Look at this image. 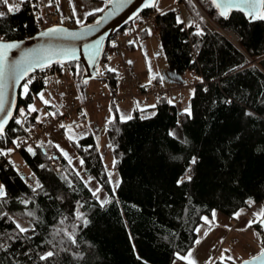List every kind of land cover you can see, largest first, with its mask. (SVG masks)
Segmentation results:
<instances>
[{
  "label": "trees",
  "instance_id": "16d2710c",
  "mask_svg": "<svg viewBox=\"0 0 264 264\" xmlns=\"http://www.w3.org/2000/svg\"><path fill=\"white\" fill-rule=\"evenodd\" d=\"M177 1L189 11L192 27L178 22L179 9L158 13L156 19L170 67L201 78L194 86L191 116L181 123L184 140L175 133L176 107L171 114L165 101L144 114L134 110L131 119L117 113L107 127L120 177L113 193L94 137L79 138L75 146L85 173L110 193L105 205L52 145L47 152L16 149L40 187H25L9 164L0 173L10 189L0 212L30 223L35 231L21 234L8 217L0 218V264H173L177 253L186 255L197 244L198 228L213 211L235 217L253 204L264 206V20L251 22L240 11L224 18L211 0ZM54 9L65 14L58 2ZM0 12L5 13L0 18L3 40H24L41 30L27 1L14 13L0 3ZM100 13L89 15L85 24ZM206 16L237 41L209 30ZM114 51L109 44L103 61ZM69 66L84 85L83 66ZM102 77L116 88L118 74L106 70ZM28 84L20 102L30 105L45 85ZM19 135L13 120L0 135V150L16 148ZM49 153L61 161V170L53 168ZM189 168L191 180L178 184ZM249 200L253 203L246 205ZM29 211L34 217L26 215ZM253 226L261 231L259 224ZM47 251L54 256L41 260Z\"/></svg>",
  "mask_w": 264,
  "mask_h": 264
},
{
  "label": "rangeland",
  "instance_id": "374dc122",
  "mask_svg": "<svg viewBox=\"0 0 264 264\" xmlns=\"http://www.w3.org/2000/svg\"><path fill=\"white\" fill-rule=\"evenodd\" d=\"M9 3H12V0H9ZM60 5L62 6V10L64 11V13L67 10L71 13V15H73L75 23L77 25L83 26L86 23L87 17L97 12L95 11L96 9L105 8L106 2L102 0H65ZM170 9H179L180 20H191V15L187 8L184 5H181L177 0H158L157 7H154L152 13L154 15H157L158 13ZM77 20H79L80 23H77ZM148 29L151 34L145 37L142 43L138 42L136 44L135 50H127L126 48L122 50V54L129 68L131 69V72L147 84L157 80L160 85L169 88L168 85L172 84L176 80V77H184L183 80L184 83H186V86L180 92V94L184 96V101L182 102L183 105H180L179 107V124L175 130L176 135L180 139L184 140V134L181 127L182 119L184 114H187L185 112V109H188L190 107L191 110V98L194 94V86L200 81L191 74L186 73L184 75H181L174 72L165 57L160 36L156 34V32L152 28ZM221 30L223 29L221 28ZM223 32L225 33V36L228 37L231 41L234 38L235 40L233 41H237V36L234 33L226 32L224 30ZM121 60L122 57H120V62ZM114 65H110L109 68L115 69V71L112 72L118 74L119 80L116 87L120 92H122L124 88L120 80L121 69L119 66ZM66 67L68 68L69 81L74 86L76 92L75 103L77 111L68 120L63 121L62 124L65 126H71V135L73 136V139L69 140V133L67 132L66 128H62L61 125H59L50 127L48 133L46 134V136H44V141L47 144L52 145L56 150L63 149L65 152H67L68 156L71 158L70 164L78 171L77 158H79L80 155L76 149L75 144L79 138L91 134L94 137L96 145L100 151L105 170L109 174L112 192L116 193L120 182V177L118 171L115 169V156L113 146L108 138L107 127L108 123L115 117L118 112L120 116H132L134 111V104L130 100H126L121 103H115L111 98H109L115 88H110L108 80H93L85 83L84 85H81L77 79V75L73 74L69 64H66ZM149 67H151V74L149 72ZM101 74H106L104 61L101 63ZM151 75H154L156 78L151 79ZM25 83L28 84V82ZM57 88H59L60 92H56L55 85L51 83L45 86V88L40 92L44 94V97H46L47 95H50L52 97L51 102H53V109L51 110H48L44 106V103L39 98V95H36L34 97V102L30 106L38 109V113L40 116L50 117L52 116L50 115V113H56L57 111L59 113H62L64 111L61 94V91L64 87L60 84H57ZM21 91L22 95H25L23 92V88L21 89ZM147 111L148 109H145L141 113L144 114ZM22 139L23 136L21 134L16 138L15 142L21 141ZM57 145H59V148L56 147ZM10 150V153L13 154V169L18 170L19 167L16 162L19 161L20 163H22V165H24L26 171H28V165L25 163L16 148L13 146ZM34 184L36 185L37 183L35 182ZM0 185H4L6 192H8L7 185L5 184L2 176H0ZM97 190V200L101 205H105L108 201L111 200L110 193L108 191L101 188ZM102 201H104L105 203L102 204ZM259 208L260 207L258 206L257 211H259ZM247 211L249 210L243 209L242 212H239L241 214L238 218H240V216ZM215 213H218L217 215H221V217H225V214L220 211H216ZM206 217L209 221H212L211 225H213L214 222H218L217 218H212L211 216ZM16 220L22 225L31 228L30 223L19 219ZM206 225L208 226L209 224ZM253 229L256 228L249 229L252 232L249 235L248 239L237 242L238 239L236 236H234L233 239H230L227 244L225 242V247L223 248L222 254L225 256H231L235 261V264H241L243 260L257 255L260 250L259 247H255V242L257 240H255V233H257L258 231ZM231 241L237 242V244L232 246L230 244ZM225 249L229 251L225 252ZM230 262L232 264V261Z\"/></svg>",
  "mask_w": 264,
  "mask_h": 264
},
{
  "label": "built area",
  "instance_id": "2783aa9c",
  "mask_svg": "<svg viewBox=\"0 0 264 264\" xmlns=\"http://www.w3.org/2000/svg\"><path fill=\"white\" fill-rule=\"evenodd\" d=\"M24 1H27L30 6L34 23L39 29H45L59 24H68L71 26L75 23L73 15H71L66 9L64 15H61L54 9V2L61 4L65 0ZM102 1L106 2V0ZM12 3H19V0H12ZM206 26L211 31H218L225 35L223 30H221V28L208 16H206ZM148 27L152 28L154 31H159L156 15L153 13H142L134 21L128 22L124 29L118 31L110 38L108 45H112L115 48V52L122 57L119 67L121 69L120 80L124 90L120 92L116 87L109 98L115 103L130 100L134 103L140 102L151 107L154 105L151 109H155L160 102L165 101L168 104L169 112L173 114L175 113L172 104L173 90L163 87L157 82V80L148 84L143 82L138 76L131 72V69L122 54V50L126 48L128 49L131 45H135L144 40V33L147 31ZM233 40H235V38ZM62 65L63 66H61V63H56L34 73H30L26 77L25 82L28 83L39 82L43 83L45 86L53 83L56 92H60L59 88H57V84L63 86L64 88L61 91V94L64 111L60 115H55L54 117H43L40 116L37 111H29L30 105L19 102L17 111L14 115V121L18 126L23 139L19 141V147H17L16 144L17 149L31 147L34 150H46L47 143L44 141V136H46L50 127L61 125L63 121L68 120L77 111L75 103L76 92L74 86L69 81L66 64L62 63ZM183 100L184 96L180 94L179 101L182 102ZM21 112H23L24 115H21ZM17 121H20V123H17ZM49 155L51 157L53 168L56 171L61 170L62 163L55 153H49ZM11 156L10 153L9 155H4L3 158L0 159V173L2 169H7L9 167ZM20 177L22 176L20 175ZM30 186H35V184L33 183ZM246 205H249V203L247 202Z\"/></svg>",
  "mask_w": 264,
  "mask_h": 264
},
{
  "label": "snow or ice",
  "instance_id": "6c2138e0",
  "mask_svg": "<svg viewBox=\"0 0 264 264\" xmlns=\"http://www.w3.org/2000/svg\"><path fill=\"white\" fill-rule=\"evenodd\" d=\"M24 0H19V3H9V0H0V3L5 5L7 7V12L8 13H14L16 11H19V5L22 4ZM106 3L112 5L114 8H119L122 6L123 0H106ZM211 4L214 5V7L219 11V15L223 16L224 18H227L230 14L231 11L237 10L242 12L250 21H255V20H264V0H211ZM145 7H157V0H148V3L145 4ZM95 11L97 12H103V8H98ZM5 15L4 12H0V18H3ZM199 15V13H197ZM177 20L179 23H183L182 20H180L179 17H177ZM77 23H80L79 20L76 21ZM100 21H97V24H99ZM192 24H189V27H192ZM66 30L61 29V28H51L47 32L41 33V35L44 36H53V35H62L65 33ZM149 34H151L149 32ZM198 35L202 34V31L197 32ZM82 35H86V32L81 34V33H76V32H71L67 33V36L73 39L80 38ZM20 45L15 42H5L2 38H0V135H3L5 132V125L8 123V120L11 118V112L6 107L7 105V98L5 95V87H6V82L9 79H12L13 83L19 82L21 79H24L28 73L34 71L36 68L44 69L46 67H49L52 62L55 60L57 63H61L64 60H75L77 59V54H76V49L72 48H65L59 51L55 52H45L43 55H37L32 52H27L24 54V57L16 61L14 63L9 62V52L12 49L19 48ZM87 51V49H86ZM99 52V42L96 43L94 47V52H89V59L90 61L94 64L95 63V58L96 54ZM109 71H115V69H108ZM149 72L151 74V67H149ZM156 77L154 75H151V79H155ZM162 79V78H161ZM87 83V81H84ZM23 92L25 95L28 94L29 92V87L28 84L25 83L22 85ZM39 98L43 101L45 105L50 104V101L45 99L43 93H38ZM171 102V101H170ZM137 107H139V103L137 102ZM154 107V105L152 106ZM141 111H144V109H140ZM29 111L36 112L38 109L35 107L30 106ZM185 112L187 115L191 116V110L190 107L188 109H185ZM21 115H24L23 112H21ZM53 117L56 115V113H50ZM86 115V114H85ZM131 116L124 117L123 115L121 116V119H131ZM17 123H20V121H17ZM62 128H66L67 132L69 133L68 139L72 140L73 136L71 135L72 133V128L71 126H65L61 124ZM17 144V147H19V141L15 142ZM59 148V145L56 146ZM28 152H33V149L31 147L27 148ZM61 153L69 159V162H71V158L68 156V153L65 152L63 149H60ZM11 150H0V155H9ZM34 154V153H33ZM176 157H174L175 159ZM196 162L195 158L191 160V163L194 164ZM83 161H81V164ZM115 165V161H114ZM191 169H186V174L181 177L177 183L181 184L185 180L190 181L191 176L188 175ZM79 175V173H77ZM37 188L40 187L39 182L37 181ZM93 193L94 196L97 195L98 190L90 189ZM33 191H36V188H33ZM7 197V192L5 190L4 185H0V202H4L5 198ZM25 205L29 203L28 201H22ZM102 204L105 203L104 201L101 202ZM249 205L253 203V201L249 200L248 201ZM243 210H241L242 212ZM241 213H236V217L238 218ZM27 216L29 217H34V213L29 211L26 213ZM213 218L215 217V212L213 211ZM254 219L248 221L247 227H251L253 224H259L261 228H264V207H262L259 211L253 214ZM77 219H80L84 226H87L88 221L85 219L82 214L77 212L76 214ZM3 217H8L9 220L15 225V229L18 230L19 233H27L29 231H35L34 228H30L27 226L22 225L19 223L15 217L11 216L8 212H0V218ZM206 224L211 225L212 221H209L207 217L203 218ZM63 223V220L61 221ZM59 231V230H57ZM257 237L260 236V233H256ZM68 239L72 241L73 244L76 243L74 234H70L68 236ZM197 244L200 243L199 240L196 241ZM260 245H261V250L260 252L252 257L251 261L245 260L243 261V264H256L257 261H262L264 260V239L260 240ZM4 245H0V248H3ZM225 252L229 251L227 249L224 250ZM54 256L53 251H47L46 253L42 254L40 256L41 260H47L51 257ZM177 259L185 261L186 264H196L195 259L192 257V252L189 251L186 255H180L179 253L176 254ZM225 261H232V264H235V261L231 256H223L221 257V264H225Z\"/></svg>",
  "mask_w": 264,
  "mask_h": 264
},
{
  "label": "water",
  "instance_id": "95a60500",
  "mask_svg": "<svg viewBox=\"0 0 264 264\" xmlns=\"http://www.w3.org/2000/svg\"><path fill=\"white\" fill-rule=\"evenodd\" d=\"M146 3H148V0H123L122 6L119 8H114L112 5L106 3L104 11L101 12L93 22L85 24L83 26L71 27L61 24L53 25L51 27L38 31L35 35L24 40H4L5 42H15L20 45L19 48L12 49L9 52V62L14 63L16 61L21 60L24 57V54L27 52H32L37 55H43L45 52H55L65 48H72L76 49L77 59L64 60L62 61V63H80L84 68V73L81 77L82 82L102 80L103 77L101 74L100 66L103 61V57L106 52L110 38L118 31L124 29L128 22H131L138 18L143 12L151 11L154 9V7H145ZM97 21H100V23L97 24ZM257 21L260 20L257 19L251 22ZM51 28H61L66 31L62 35H41V33L47 32ZM71 32L81 34L86 32V35H82L80 38L73 39L67 36V33ZM97 42H99V52L98 54H96L95 63L93 64L89 59L88 53L94 52V47ZM56 63L57 62L54 60L50 66ZM38 70H40V68H36L30 73H34ZM30 73H28L27 76ZM26 77L24 79H21L17 83H13L12 79H9L6 82V107H8L11 112V118L5 125V132L14 119V115L17 111L20 101L22 85L25 83ZM0 119H2V117H0ZM43 151L46 152V150ZM261 231L262 237L264 239V228H261ZM245 260L251 261L252 257ZM243 261L241 262V264H243ZM256 264H264V260L257 261Z\"/></svg>",
  "mask_w": 264,
  "mask_h": 264
},
{
  "label": "crops",
  "instance_id": "0c3cea01",
  "mask_svg": "<svg viewBox=\"0 0 264 264\" xmlns=\"http://www.w3.org/2000/svg\"><path fill=\"white\" fill-rule=\"evenodd\" d=\"M62 4V3H61ZM186 25L188 26L189 24L192 23L191 20H186L185 21ZM149 28V27H148ZM156 34L159 35V32L155 31ZM149 35V29L145 31L144 33V39ZM142 43V42H141ZM141 45V44H140ZM136 44L133 46H130L127 50H135ZM120 63V56L117 52H112L109 54L108 58L104 61L105 64V69L108 70L110 65L114 66H119ZM101 67V66H100ZM101 69V68H100ZM192 76H195L191 74ZM199 81H201V78L199 76H195ZM184 77L183 76H178L176 77V80L172 83L169 84L168 87L173 89V95H172V104L173 106L176 107L177 115L179 117V107L180 105H183V101H179V96L180 92L185 88L186 83H184ZM38 95V94H37ZM45 99L50 101V104L44 106L48 109L51 110L53 109V102H51L52 97L50 95H47ZM134 110L138 112H142L140 109H151L152 107L149 105H144L143 103L139 102V107H137V103L132 102ZM119 113V112H118ZM59 114V112H56V115ZM120 115V114H119ZM187 114H184L182 121L186 118ZM48 145V144H47ZM62 157L70 164L69 160L61 153L60 150H57ZM81 157L77 158V163H78V171L79 176L81 179L86 183L89 189H100V183L94 176H90L85 173L83 169V163L81 164ZM18 165V170L13 169V155L10 161V167L11 170L14 174H20L22 177L19 178L22 184L27 187L32 185L33 183L36 182V178L34 176V173L30 171V169L27 167L28 171H26V168L22 163L19 161L16 162ZM19 175V176H20ZM96 179H94V178ZM4 180V179H3ZM5 184L7 185L8 191L9 189V184L4 180ZM11 182V181H10ZM92 186V187H91ZM91 187V188H90ZM258 206L260 207L259 210L264 207L263 204H253L252 207L247 211L246 213H243V215L240 216V218L235 217H229L225 215V217H221V215H217L218 213H215V217L218 219V222H214L213 225H206L205 222H203L199 228H198V240L200 241L199 244H196L190 251L192 252V257L195 259L196 264H221V258L222 257V252L223 248L225 247L224 243L226 244L232 240L234 236L237 237V242L248 239L249 235L251 234L252 231H250V228H256L253 225L251 227H247V223L250 220L254 219V212L258 210ZM216 212V211H214ZM213 214V213H212ZM213 218V215H211ZM206 226V227H203ZM257 230L260 233V236L257 237L255 233V247H259V250H261V245H260V240L263 239L262 237V232L260 230ZM237 242H230V244L236 245ZM225 256V255H223ZM220 259V260H219ZM173 264H186L185 261L175 259ZM225 264H231L230 261H225Z\"/></svg>",
  "mask_w": 264,
  "mask_h": 264
}]
</instances>
